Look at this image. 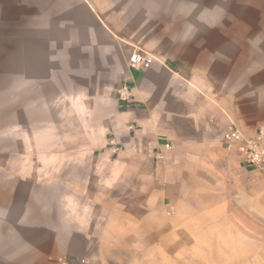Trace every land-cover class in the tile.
Wrapping results in <instances>:
<instances>
[{"label": "crops", "instance_id": "obj_1", "mask_svg": "<svg viewBox=\"0 0 264 264\" xmlns=\"http://www.w3.org/2000/svg\"><path fill=\"white\" fill-rule=\"evenodd\" d=\"M183 7L0 0V182H15L0 188V264L244 262L242 242L258 239L244 210L264 208V173L223 137L264 123V0L239 13L236 31L227 9ZM134 50L149 68H131ZM39 163L62 188H19ZM120 176L147 187L117 188ZM165 210L167 225L150 222Z\"/></svg>", "mask_w": 264, "mask_h": 264}, {"label": "rangeland", "instance_id": "obj_2", "mask_svg": "<svg viewBox=\"0 0 264 264\" xmlns=\"http://www.w3.org/2000/svg\"><path fill=\"white\" fill-rule=\"evenodd\" d=\"M254 0H182V3L184 4L183 8H194L197 10L201 9H208V10H220L223 9L224 11L227 9L229 10V23L231 26H233L236 29V26L239 23V13L246 9L249 4H253ZM114 139V138H113ZM112 139H110L108 142H110ZM108 148H112L111 144H108ZM0 165L4 166L6 165V162H0ZM40 170H39V175L36 177H30L28 178L30 182L27 184L21 183L19 188H62L63 183L65 181L63 180L61 174L57 172V176L54 177L51 174L48 175L46 171V166L45 163L41 164L39 163ZM28 167V165L26 166ZM26 170H23L25 172ZM11 174V173H10ZM76 182L73 183V188H83L84 185L83 183H77L78 180H75ZM10 182L12 184H15L14 178L11 177ZM9 180H5V184H2L0 182V188H4L2 186H6L9 183ZM38 185H36V183ZM142 183L141 180L139 179H131V178H126L124 176H120L118 179V184L117 188H138V185ZM144 186L147 187L144 183H142ZM9 186V185H8ZM124 195V194H123ZM197 211H200V215L195 214L194 219L195 222L197 223L198 226H204L205 221H209L210 218H206L202 214L205 212L204 209H197ZM251 211L253 213L254 210L248 209L244 210L245 216H246V221H249L250 224H246L243 228L245 229L246 234H249L251 236H256V240H252L247 238L246 241L242 242L243 249L245 252V257H243L244 262H240V264H264V208H262L260 211L256 210L255 212V218H253L252 214H249L248 212ZM175 211L173 210H165V212L162 215L159 216H154L150 219V222L156 223V222H161L165 225H167L171 218H173V214ZM184 218H186L187 214H183ZM178 218V217H177ZM262 221L261 224H257L258 222ZM255 221L256 224L253 222ZM152 225V224H151ZM169 230L166 228V233H168ZM263 238V239H260ZM241 252V251H240ZM242 253V252H241ZM237 258H234L235 261L238 260V256H235ZM152 259V256H150ZM155 259L157 257L155 256ZM241 259V258H239ZM242 259V260H243ZM119 264H131L136 259L132 256H125V255H120L118 256ZM161 264H181L180 261L181 259L178 257H172L168 253H165L162 255V257L159 259ZM199 260L203 263H224L226 261L225 257H216V258H209V257H203L199 258ZM191 264H195V262H192Z\"/></svg>", "mask_w": 264, "mask_h": 264}, {"label": "built area", "instance_id": "obj_3", "mask_svg": "<svg viewBox=\"0 0 264 264\" xmlns=\"http://www.w3.org/2000/svg\"><path fill=\"white\" fill-rule=\"evenodd\" d=\"M152 61V58L147 54L138 50H134L129 58V64L135 70L149 68ZM128 92V86L124 85L119 92L120 98L126 100L129 97ZM223 143L229 152L236 151L238 153L243 164L264 173V123L259 126L256 133L252 136L245 135L235 125H231L224 134ZM110 144L115 152L122 150V147L116 143V140L112 139ZM166 147L167 149L171 148L170 145ZM58 264L71 263L67 260H60Z\"/></svg>", "mask_w": 264, "mask_h": 264}]
</instances>
